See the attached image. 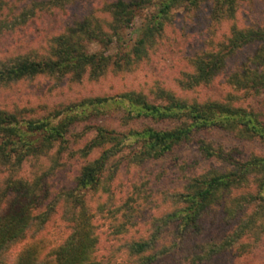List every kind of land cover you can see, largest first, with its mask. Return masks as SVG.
<instances>
[{
    "label": "trees",
    "instance_id": "1",
    "mask_svg": "<svg viewBox=\"0 0 264 264\" xmlns=\"http://www.w3.org/2000/svg\"><path fill=\"white\" fill-rule=\"evenodd\" d=\"M22 1L0 0V37L22 28L38 13L62 9L76 0H29L20 4ZM250 1L118 0L104 4L101 12L109 17L107 22L86 16L53 38L46 56L23 55L0 62V87L43 74L71 75L80 80L83 76L98 79L112 66L128 71L133 63L147 56L148 50L156 47V38L162 35L174 11L183 10L189 15L210 3L207 18L210 26L217 27L221 22H233L240 4ZM149 9L152 11L143 16L142 25L133 31L136 39L129 44L125 32L133 29L135 19ZM254 44L258 46L253 54L227 77L226 83L234 93L223 102H188L160 90L158 102L149 101L141 94L124 93L115 98L83 100L40 119L26 120L19 113L0 110V168L10 173L0 195V264H117L112 258L104 259L100 253L98 225L87 208L86 199L91 191H106L102 182L107 168H114L110 171L112 174L116 172L119 166L111 161L125 155L127 150L129 163L144 164L163 158L176 147L193 141L199 132L213 128L230 131L241 139H256L264 147V120L256 111L237 102L264 96V23L245 28L231 23L227 36L211 42L210 50H202L189 59L192 71L184 75L181 83L186 90L210 85L224 70L227 60ZM91 45L99 49L92 50ZM114 46L116 53L107 55ZM110 106L123 108L130 119L174 120L178 124L166 130L146 127L123 134L96 127L95 138L80 153L88 156L93 149L101 148L99 156L81 166L75 186L61 192L54 200L50 199L44 175L33 181L14 175L27 162L46 158L56 145L57 153L63 152L66 136L76 123ZM197 143L206 159L222 155L202 140ZM233 165V170L225 173L211 172L191 178L184 193L170 197L179 208L155 219L148 238L125 243V250L135 258L136 264H155L170 255L179 246L176 241L157 247L165 230L174 226L181 240L188 234H199L203 214L222 196L249 186L251 181L252 192L234 196L223 208L226 221L234 220L247 208H252L250 214L243 216L220 242L201 246L202 252L194 257L193 263L209 261L244 247L241 241L246 238L257 241L264 236V155ZM127 204L125 202L124 206ZM57 205L70 210L71 226L66 238L53 247L34 242L11 255L17 245L44 230ZM108 214L115 213L110 210ZM125 219L128 222L127 216ZM119 227L118 232L125 226Z\"/></svg>",
    "mask_w": 264,
    "mask_h": 264
},
{
    "label": "rangeland",
    "instance_id": "2",
    "mask_svg": "<svg viewBox=\"0 0 264 264\" xmlns=\"http://www.w3.org/2000/svg\"><path fill=\"white\" fill-rule=\"evenodd\" d=\"M28 1L23 0L20 4ZM115 1L118 0H76L64 5L62 9L38 13L22 28L4 33L0 37V62L23 55L46 56L53 38L84 17L93 16L107 22L109 17L101 12L102 6ZM210 6V3L204 4L197 12L189 15L183 10L174 11L170 23L166 25L162 35L156 38V47L148 50L147 56L138 63H133L128 71L112 66L98 79L83 76L77 80L71 75L56 77L48 74L24 79L0 87V110L19 113L26 120L40 119L68 106L80 104L83 100L115 98L124 93L141 94L149 101L158 102L160 90L188 102H223L229 94L234 93L226 83L227 77L253 54L258 44L242 49L227 60L224 70L210 85L192 90L184 89L181 83L184 75L192 71L189 59L202 50H210L211 42L215 43L227 36L231 23L239 28L262 25L264 0L240 4L234 21L221 22L217 27L210 26L207 18ZM151 11L149 9L140 13L135 19L133 29L125 32V39L130 40L129 44L136 39L134 29L142 25L143 16ZM90 49L99 48L91 45ZM116 51L114 46L107 55H114ZM237 102L256 111L264 120V96L248 97ZM177 124L174 120L130 119L123 108L110 106L76 123L66 136V149L63 152L58 154L56 145L46 158L27 162L14 175L31 181L44 175L45 185L51 192L50 199L54 200L58 194L75 186L74 181L81 166L99 156L101 148L93 149L88 156L80 153L95 138L96 127L123 134L146 127L166 130ZM198 140L204 141L222 155L211 159L204 158L199 151ZM128 151L111 161L119 166L116 172L112 174L110 171L114 168H107L102 182L106 191H91L86 199L87 208L94 214L95 224L98 225L100 253L104 259L112 258L117 264H136L135 258L130 257L125 250V243L148 238L155 219L179 208L170 197L184 193L191 178L211 172L225 173L233 170V163L264 155V147L258 140L241 139L230 131L215 128L199 132L193 141L176 147L159 160L144 164L129 163L126 159ZM9 175L8 171L4 172L0 168V195ZM252 188L251 181L249 186L222 196L219 202L203 214L197 235L188 234L181 240L177 238L174 226L165 230L157 247L169 246L174 241L179 246L155 264H264V236L257 241L246 238L241 241L244 247H237L209 261L193 263L194 257L202 252L201 246L220 242L233 231L243 216L250 214L252 208H247L234 220L226 221L223 208L225 202H230L234 196L244 192H252ZM125 202L128 203L127 206H124ZM56 208L44 230L17 245L11 255L34 242H39L44 247H53L66 238L68 227L71 226L70 210L68 212L60 205ZM110 210L115 213V217L108 214ZM120 225L125 227L118 232Z\"/></svg>",
    "mask_w": 264,
    "mask_h": 264
}]
</instances>
